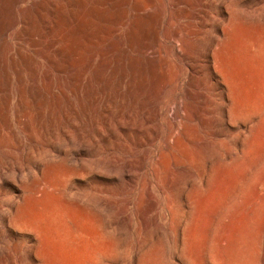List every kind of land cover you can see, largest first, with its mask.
Masks as SVG:
<instances>
[{
    "label": "rangeland",
    "instance_id": "374dc122",
    "mask_svg": "<svg viewBox=\"0 0 264 264\" xmlns=\"http://www.w3.org/2000/svg\"><path fill=\"white\" fill-rule=\"evenodd\" d=\"M0 2V264H264V0Z\"/></svg>",
    "mask_w": 264,
    "mask_h": 264
},
{
    "label": "bare ground",
    "instance_id": "6f19581e",
    "mask_svg": "<svg viewBox=\"0 0 264 264\" xmlns=\"http://www.w3.org/2000/svg\"><path fill=\"white\" fill-rule=\"evenodd\" d=\"M35 2L36 3H35V7H34L33 11L31 13H29V15H31L33 17V19L41 16L43 14V12L45 11V0H35ZM2 12H3V6H2V3L0 2V14ZM32 24H33V22H32ZM98 81H100V80H98ZM144 81H148V80L146 79ZM142 82L143 81H132V82H128L126 84H121V83L116 84L111 89H109V94H108V97H109L108 100L110 99L109 103L110 104L117 103L114 98L116 96H119L121 98V101L123 104L125 103V104L129 105L130 101L132 99H134V97H135V95H134L135 91L139 90L140 84ZM88 96H90V95H88ZM91 97L93 99H96L97 95L95 93L91 92ZM57 98H59V97H57ZM57 98H55V97L51 98L47 94H44V93L32 95V94L26 93L24 90H21V93H20V100L21 101L20 102L22 105V113H21V115L19 114L20 115L19 120L21 122H24V123H29L28 122L29 121L28 115L30 112L34 111L35 114L33 115L34 117L32 120H33V122H36L37 124L40 125V124H42L43 115L50 114L52 116V119H55L56 117H58V115L61 112H63V110H66V111H68L67 113L70 112L71 114L77 113V111L73 107V105H70L69 103H67L65 98L62 100H60V98L59 99H57ZM5 103H6V101L4 103H0V113H2V111L5 107L3 105H6ZM26 127H27V125H26ZM31 127H33V126H31Z\"/></svg>",
    "mask_w": 264,
    "mask_h": 264
}]
</instances>
